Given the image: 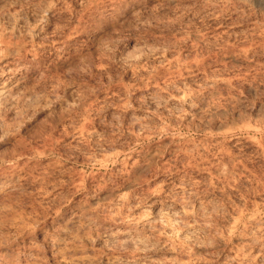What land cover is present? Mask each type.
Instances as JSON below:
<instances>
[{
    "label": "rangeland",
    "instance_id": "obj_1",
    "mask_svg": "<svg viewBox=\"0 0 264 264\" xmlns=\"http://www.w3.org/2000/svg\"><path fill=\"white\" fill-rule=\"evenodd\" d=\"M6 78L0 264H264V0H0Z\"/></svg>",
    "mask_w": 264,
    "mask_h": 264
},
{
    "label": "bare ground",
    "instance_id": "obj_2",
    "mask_svg": "<svg viewBox=\"0 0 264 264\" xmlns=\"http://www.w3.org/2000/svg\"><path fill=\"white\" fill-rule=\"evenodd\" d=\"M18 73V72H17ZM16 72L14 73V75L15 74H17ZM21 74V73H20ZM16 76H14V78H15ZM15 79H17V78H15ZM14 80H11L10 78H6V79H4V80H0V93H3V92H5L9 87H10V85L12 84V82H13ZM78 262H76L75 264H77Z\"/></svg>",
    "mask_w": 264,
    "mask_h": 264
}]
</instances>
